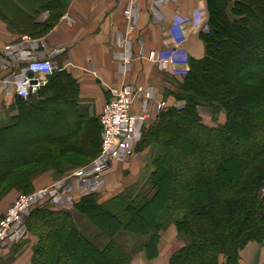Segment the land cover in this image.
Masks as SVG:
<instances>
[{"label": "trees", "instance_id": "obj_1", "mask_svg": "<svg viewBox=\"0 0 264 264\" xmlns=\"http://www.w3.org/2000/svg\"><path fill=\"white\" fill-rule=\"evenodd\" d=\"M0 3V10L17 15L18 23L19 16L33 21L44 11L56 10L40 26L45 30L67 7L66 0ZM206 5L208 30L200 33L205 56L189 61L178 95L188 102L187 111L161 113L147 135L162 151L153 162L155 181L143 191V199H113L110 205L120 211L115 213L95 198H83L76 208L98 230L91 236L80 231L69 211L35 208L27 222L33 231L38 229L32 264H131L134 251L121 243L125 235L137 242L144 238L141 246L152 258L160 233L179 210L183 217L175 223L189 243L168 264H239L240 251L249 241H264V117L255 116L264 112V0H206ZM17 101L15 123L40 121L46 111L62 122L67 114L68 123L75 120L74 133L89 132L93 143L100 138V120L81 110L79 85L66 70L53 73L37 97ZM202 102L224 109L228 123L216 132L207 129L197 117ZM169 126L179 131L165 132ZM252 126L261 132L257 140L249 139ZM197 161L212 168L192 167ZM177 164L185 168L170 169ZM177 172L184 177L183 190L168 200L166 184Z\"/></svg>", "mask_w": 264, "mask_h": 264}, {"label": "crops", "instance_id": "obj_2", "mask_svg": "<svg viewBox=\"0 0 264 264\" xmlns=\"http://www.w3.org/2000/svg\"><path fill=\"white\" fill-rule=\"evenodd\" d=\"M66 1L68 7L63 15L46 30L47 18L53 16L56 10L45 11L33 21L27 20L26 15L19 16L21 28L0 18V48L9 44L43 42L44 52H56L53 58L56 67L66 70L77 81L81 110L92 117H99L111 97V89L133 83L155 85L160 74H172L174 78L189 69L191 59L200 60L205 56L200 33L208 28L206 0ZM128 8L134 9L131 22L125 17ZM154 50L162 58H173L174 63L158 71L154 70L155 64L147 57L138 59L139 55L148 56ZM127 51L131 56L123 74L121 57ZM2 74L6 75V72ZM18 113L17 98L10 92L6 93L0 99V127L6 129L13 126V117ZM85 220L81 218L80 224H77L79 229L88 236L98 234ZM177 235L174 227L162 231L157 254L149 258L145 249L137 250L131 264H168L172 254L182 246L178 244ZM125 236L130 240L133 238ZM37 242H33L26 259L20 262L22 257L18 258L15 264H31ZM240 264H264V242L249 244L242 252Z\"/></svg>", "mask_w": 264, "mask_h": 264}, {"label": "rangeland", "instance_id": "obj_3", "mask_svg": "<svg viewBox=\"0 0 264 264\" xmlns=\"http://www.w3.org/2000/svg\"><path fill=\"white\" fill-rule=\"evenodd\" d=\"M0 13L4 16L0 15V18L4 22H7V18H9V21H14L13 23L10 22L13 26L21 28L20 23L17 22V15L9 14L6 9H1ZM47 19L49 20V17ZM40 28L42 29V27ZM188 66L189 69L185 73H178L174 78L171 77V73L169 76L160 74V76L156 77L157 83L155 85L149 84V82H145V84L139 83L145 87L147 86V88L150 87L154 93V97L152 103L148 106L150 109L144 115L146 118L139 121L138 139L133 143L132 155L116 162L110 171H106L98 178L93 177L87 180L72 178L69 180L70 177L80 170L90 167L101 155L102 130L100 138L97 137V142L93 143L90 140L91 137L89 135L91 134L89 132L74 133L73 126L75 120L70 119L71 124L68 123L66 120L67 114H65L62 122L60 120V122H56L47 111L43 112L40 121L35 120L25 125L23 123L12 122L13 126L3 132L0 127V223L21 196L33 197L36 202L34 206H36L42 200L51 197L64 185L63 193L55 200H52L50 208L54 211H69L72 213V216L75 215L74 219L76 224H80L81 218L84 217L78 213L79 211L76 208L77 204L83 198H95L100 204H107V209L115 213H120V211L119 206L112 208L110 205L113 199H122L124 203L127 201L142 200L145 189L150 181L153 182L155 179L154 175H152L155 172L153 162L162 151L161 146L158 145L159 143H151L147 135L149 134L150 128L154 129L156 126L155 123L161 113H166L171 110L187 111L188 102L178 95L182 93L181 87L185 77L189 73L190 63ZM155 69L158 71L161 70L156 64L154 65ZM161 101L165 102V106L161 111H158L156 107ZM58 104L56 105L57 107ZM137 113L141 114L140 111ZM258 113L261 118L264 117L263 111L262 113L256 111L255 116H258ZM197 117L207 129L213 132L218 131L229 121L224 109L211 106L208 102H202L198 106ZM257 124L261 125L262 123L257 122ZM173 128L175 130H171ZM173 128L169 126L164 127L163 130L165 132L179 131V128ZM197 132V130L194 131L196 137L198 135ZM260 133V130L252 126L249 139L257 140L260 137ZM208 138L211 137L207 136ZM224 152L225 150L222 147L221 153L224 154ZM192 167H196L197 169L204 167L206 170L207 168H212L209 164L203 165L202 161H197L194 166L192 164ZM184 168L181 164H177L170 169L178 171ZM183 179L184 177L181 178L179 172L169 176L170 181L166 184L167 199L170 197L175 199V197L180 195L183 190L180 186ZM103 200L106 201L103 203L101 202ZM182 217L183 211L179 210L174 215L173 222H170L162 230L167 231L172 227L177 229L178 244L182 245L181 248L186 243H189L187 236L182 237L179 234L175 223L176 220H181ZM84 218L86 219V223L93 227L91 221L86 217ZM29 224L26 223L25 226L27 231L26 236L6 246L4 252L0 254V264H15L17 259L21 257L20 262H23L31 253L33 242L35 240L39 242V238L36 235L38 229L33 231ZM37 227L39 228V226ZM121 239V243L131 252L144 250L141 246L144 238H139V240L141 239L140 242L133 240V238L130 240L127 237H122ZM175 241L177 244L178 241ZM263 242L249 241L240 251L239 264L242 252L249 244H262ZM180 249L175 251L172 256Z\"/></svg>", "mask_w": 264, "mask_h": 264}, {"label": "built area", "instance_id": "obj_4", "mask_svg": "<svg viewBox=\"0 0 264 264\" xmlns=\"http://www.w3.org/2000/svg\"><path fill=\"white\" fill-rule=\"evenodd\" d=\"M133 14L134 9L128 8L125 11L126 19L131 22ZM45 49V44L40 41L28 45L9 44L0 48V99L9 92L24 101L38 96L48 83L47 76L60 70L53 61L56 52L46 53ZM130 56V52L127 51V54L121 57L123 74L127 70L126 63ZM145 57L160 68L174 63L173 58H162L155 50L149 52L148 56L139 55L138 59L142 60ZM3 72H6V75H3ZM153 97L151 88L139 83L124 84L111 89V97L104 104L99 116L102 127L101 155L90 167L80 170L69 180L98 178L106 171H110L116 162L131 156L133 143L138 139L139 121L146 118L144 115L150 109L148 106L152 103ZM164 106L165 102L161 101L156 108L161 111ZM138 111L142 115L138 114ZM64 186L36 206L33 197L21 196L18 199L0 223V254L4 252L6 246L26 236L25 226L33 210L41 206H51L52 200L63 193Z\"/></svg>", "mask_w": 264, "mask_h": 264}]
</instances>
